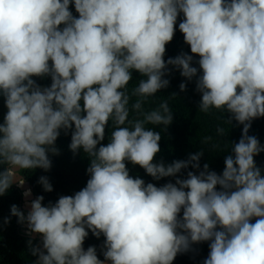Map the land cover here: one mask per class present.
Instances as JSON below:
<instances>
[{"label":"clouds","instance_id":"9594fccd","mask_svg":"<svg viewBox=\"0 0 264 264\" xmlns=\"http://www.w3.org/2000/svg\"><path fill=\"white\" fill-rule=\"evenodd\" d=\"M178 17L191 54L165 60ZM174 71L181 92L194 80L201 112L229 113V125L243 126L219 174L201 167L202 150L154 162L162 137L146 125L165 131L173 112L167 101L148 112L142 105ZM133 72L143 78L131 110L142 119H130ZM0 97V196L24 185L22 170L51 169L61 133L74 156L89 159L79 191L47 204L38 195L26 212L11 205L4 224L14 216L41 238L27 241L33 264H173L203 242L202 264H264V168L254 159L264 144L248 134L264 117V0H0ZM126 163L174 182L146 183ZM37 182L53 191L47 176ZM90 233L103 236V259L84 247Z\"/></svg>","mask_w":264,"mask_h":264},{"label":"trees","instance_id":"16d2710c","mask_svg":"<svg viewBox=\"0 0 264 264\" xmlns=\"http://www.w3.org/2000/svg\"><path fill=\"white\" fill-rule=\"evenodd\" d=\"M70 10L73 11L74 15H78L71 5ZM181 19L182 17H178L175 35L172 41L166 45L165 60L169 57H175L181 51L191 54L189 46L184 43L183 34L178 30ZM194 59H198V57L194 56ZM142 78L139 73L133 72V79L127 85V92L130 96V119H142V115L138 116L137 112L131 110V105L139 99V97L132 95V90L138 86L139 80ZM167 78L170 80L169 86L162 89L155 96L149 97L142 105V111L148 112L158 108L162 101H167L173 112V121L165 131L162 126L146 125L150 128L155 127V130L160 131L162 137L159 141L160 152L154 157V162L163 160L165 163H170L173 160L187 159L189 154L202 150L204 155L200 160L201 167L207 162L210 170H214L218 174L221 173L224 168V158L231 151L230 144L238 142L243 126L237 125L235 121L232 122V125H229L226 122L229 113H223L215 109L208 113L201 112L198 109L200 94L195 91L194 80L186 84V91L181 92L179 84L184 82V78L180 76L179 72L174 71ZM37 82L40 85L48 86L50 78L42 80L37 78ZM173 93L176 95L173 96ZM5 112L3 98L0 97V123L3 122ZM218 127L224 128L226 135L220 137L217 133ZM112 130L110 121L109 127H106L105 130V140L102 143L106 144L108 142V136H110ZM248 134L256 136L264 144V117L252 121ZM208 137L211 139L206 140ZM69 143L70 134L65 136L61 133L56 141L59 154L50 155L52 166L49 171L32 169L22 170L20 173L32 186L35 197L38 195L44 196V204L49 201L54 203L61 195H72L74 192L79 191L86 185L89 178L86 174L89 159L82 152L74 156L68 147ZM254 159L259 167L264 168V152L254 157ZM126 166L129 168L131 176H139L146 183L152 182L159 186L169 180L174 182V178L153 181L138 165L126 163ZM42 175L49 178L53 186L52 192H44L42 186L37 182ZM22 198V191L15 185L5 195L0 196V264H33L36 259L29 252L27 241L32 239L35 245L39 243L41 238L26 235L25 225L18 224L17 218L14 216L10 217L7 225L4 224V219L10 216L11 205L15 204L24 210ZM103 239V236L97 239L90 233L85 240L84 247L97 246L98 258L103 259L99 255V246ZM208 251L207 242L193 245L191 251L178 254L173 264H202L208 255Z\"/></svg>","mask_w":264,"mask_h":264},{"label":"water","instance_id":"95a60500","mask_svg":"<svg viewBox=\"0 0 264 264\" xmlns=\"http://www.w3.org/2000/svg\"><path fill=\"white\" fill-rule=\"evenodd\" d=\"M41 87H45V86H43V85H40ZM25 189H31V196L30 197H24L23 196V201H24V204H25V201L26 200H32V199H35L36 197L34 196V194H33V189H32V186L30 185V183L29 182H27L26 180H25V183H24V185L23 186H21L20 187V190L23 192ZM23 209L25 210H28L27 208H25V207H23ZM36 235H34V236H32V237H35Z\"/></svg>","mask_w":264,"mask_h":264},{"label":"rangeland","instance_id":"374dc122","mask_svg":"<svg viewBox=\"0 0 264 264\" xmlns=\"http://www.w3.org/2000/svg\"><path fill=\"white\" fill-rule=\"evenodd\" d=\"M23 207L26 208L25 204H23ZM25 210H26V209H25ZM26 211H27V210H26ZM25 226H26V225H25ZM34 235H36L35 238H37L39 234H31V236H34Z\"/></svg>","mask_w":264,"mask_h":264}]
</instances>
